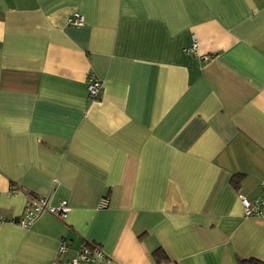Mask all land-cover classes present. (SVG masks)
Wrapping results in <instances>:
<instances>
[{
    "label": "crops",
    "instance_id": "1",
    "mask_svg": "<svg viewBox=\"0 0 264 264\" xmlns=\"http://www.w3.org/2000/svg\"><path fill=\"white\" fill-rule=\"evenodd\" d=\"M263 183L264 0H0V212L70 207L1 223L0 264L84 238L111 264L264 262L239 198Z\"/></svg>",
    "mask_w": 264,
    "mask_h": 264
},
{
    "label": "built area",
    "instance_id": "2",
    "mask_svg": "<svg viewBox=\"0 0 264 264\" xmlns=\"http://www.w3.org/2000/svg\"><path fill=\"white\" fill-rule=\"evenodd\" d=\"M84 23L82 15L74 12L68 18V24L71 26H81ZM197 42L193 38L192 45L186 49V52L196 51ZM207 58L206 55L203 56ZM102 89V81L91 73L87 77L88 96L92 100H97ZM17 192V188L12 186L7 191L8 195ZM246 217L264 218V183L261 195L250 200L243 195L239 196ZM107 201L105 199L100 203V207H105ZM70 207L66 200L59 201L56 205H52L46 197L31 195L27 198L23 212L19 217L9 218L0 212L1 223H14L23 228H28L43 213L48 212L59 219H65ZM70 242L61 240L57 248V255L52 259L50 264H111L112 257L106 253L101 244L87 238L82 239L78 247L69 254Z\"/></svg>",
    "mask_w": 264,
    "mask_h": 264
},
{
    "label": "trees",
    "instance_id": "3",
    "mask_svg": "<svg viewBox=\"0 0 264 264\" xmlns=\"http://www.w3.org/2000/svg\"><path fill=\"white\" fill-rule=\"evenodd\" d=\"M233 183V179L231 180ZM154 259L157 264L169 263L168 256L162 249H157L153 252ZM237 264H264V262L255 258H237Z\"/></svg>",
    "mask_w": 264,
    "mask_h": 264
}]
</instances>
